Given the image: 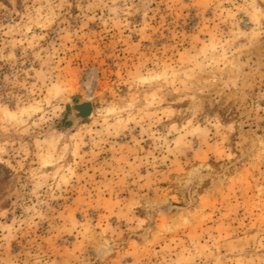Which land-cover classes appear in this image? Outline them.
<instances>
[{
    "label": "rangeland",
    "instance_id": "obj_1",
    "mask_svg": "<svg viewBox=\"0 0 264 264\" xmlns=\"http://www.w3.org/2000/svg\"><path fill=\"white\" fill-rule=\"evenodd\" d=\"M0 264H264V0H0Z\"/></svg>",
    "mask_w": 264,
    "mask_h": 264
},
{
    "label": "water",
    "instance_id": "obj_2",
    "mask_svg": "<svg viewBox=\"0 0 264 264\" xmlns=\"http://www.w3.org/2000/svg\"><path fill=\"white\" fill-rule=\"evenodd\" d=\"M65 104L69 109L66 121L70 124L71 129H74L80 122L88 120L92 116V106L88 101H66Z\"/></svg>",
    "mask_w": 264,
    "mask_h": 264
},
{
    "label": "crops",
    "instance_id": "obj_3",
    "mask_svg": "<svg viewBox=\"0 0 264 264\" xmlns=\"http://www.w3.org/2000/svg\"><path fill=\"white\" fill-rule=\"evenodd\" d=\"M75 261H73L72 263H74ZM76 263V262H75Z\"/></svg>",
    "mask_w": 264,
    "mask_h": 264
}]
</instances>
